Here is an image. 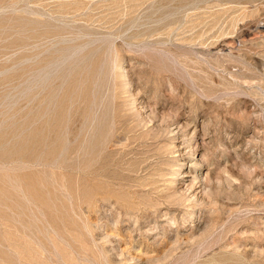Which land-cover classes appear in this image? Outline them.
<instances>
[{"label": "rangeland", "instance_id": "obj_1", "mask_svg": "<svg viewBox=\"0 0 264 264\" xmlns=\"http://www.w3.org/2000/svg\"><path fill=\"white\" fill-rule=\"evenodd\" d=\"M263 95L264 0H0V264H264Z\"/></svg>", "mask_w": 264, "mask_h": 264}, {"label": "bare ground", "instance_id": "obj_2", "mask_svg": "<svg viewBox=\"0 0 264 264\" xmlns=\"http://www.w3.org/2000/svg\"><path fill=\"white\" fill-rule=\"evenodd\" d=\"M219 45H220V44H219ZM241 88H242V87H241ZM250 92H251V91H250ZM251 93H252V92H251ZM255 95H257V94H255ZM259 95H260V94H259ZM263 96H264V95H263ZM259 99H260V98H259ZM262 104H263V103H262ZM262 104H261V105H262ZM118 121H119V120H118ZM134 127H135V126H134Z\"/></svg>", "mask_w": 264, "mask_h": 264}]
</instances>
